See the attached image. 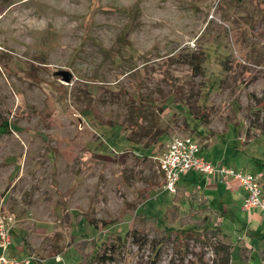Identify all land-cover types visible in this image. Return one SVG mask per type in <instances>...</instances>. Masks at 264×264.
Returning <instances> with one entry per match:
<instances>
[{
    "label": "rangeland",
    "instance_id": "374dc122",
    "mask_svg": "<svg viewBox=\"0 0 264 264\" xmlns=\"http://www.w3.org/2000/svg\"><path fill=\"white\" fill-rule=\"evenodd\" d=\"M185 136L209 161L263 172L264 192V0H0L9 253L31 264H218L212 246L186 242L179 258L161 232L130 234L137 206L161 216L171 204L153 157ZM193 206L186 193L172 225L223 217L236 264H264V240L248 258L241 222Z\"/></svg>",
    "mask_w": 264,
    "mask_h": 264
},
{
    "label": "built area",
    "instance_id": "2783aa9c",
    "mask_svg": "<svg viewBox=\"0 0 264 264\" xmlns=\"http://www.w3.org/2000/svg\"><path fill=\"white\" fill-rule=\"evenodd\" d=\"M158 170L163 175V189L170 194L177 191V183L187 171H198L206 175H216L222 181L235 180L244 190L242 209L256 210L264 223V192L262 189L263 172L234 170L224 166L212 165L200 153V146L192 137H175L167 149L153 157ZM11 215L0 210V264H31L36 260L33 255L22 257L9 256L7 250L12 241L10 232Z\"/></svg>",
    "mask_w": 264,
    "mask_h": 264
},
{
    "label": "crops",
    "instance_id": "0c3cea01",
    "mask_svg": "<svg viewBox=\"0 0 264 264\" xmlns=\"http://www.w3.org/2000/svg\"><path fill=\"white\" fill-rule=\"evenodd\" d=\"M234 149H235L234 147H231L232 151ZM200 153L212 165L224 166L222 164L223 161L221 160L209 161L204 155V152L201 150V147H200ZM219 153H221V151H219ZM234 153L240 154V153H244V151L235 149ZM251 159L252 162L254 161V164L256 163L257 167H259L262 163V161L256 159L255 157H252ZM256 169L257 168H255V171L253 172L259 171ZM177 190L182 191L183 196L178 201H173L172 199L171 203L173 202L176 203L179 206V209H180V201L184 200L185 194L187 193V195L190 194V201L194 204L193 208L197 206L196 210L207 211L208 209L209 211L208 213L210 212L212 214L219 213L220 216H225L226 219H224V221L226 222L233 221V220H228L227 217L237 220V223L241 222V227L237 229L238 230L237 237L240 239L243 238L246 241L244 242L246 243L245 248L250 249V252L247 255L248 258L249 255L253 253L252 250L253 248H251L253 244L252 242L256 238H261L262 240H264V231L261 230L262 222L258 212L256 210H252L248 212L242 209V200L245 195V192L237 181L235 180L222 181L216 175H206L204 173L192 170V171H187L180 176L178 180ZM238 212L240 213L239 216L241 217V219L239 216H237ZM179 216L182 219V216L180 214ZM222 218H219L220 222ZM220 222L216 223L214 226L211 225L209 226L205 224L204 225L196 224L194 226L187 228L206 227V228L219 229L224 233L225 227ZM19 246L20 245H18V247ZM239 247L240 245H236L233 242L231 243L230 253L234 262L236 259L235 256L236 257L239 256V252H238ZM259 252L261 256L264 255V248H261ZM7 254L9 256H15L12 255V253H9L8 250H7ZM25 255L27 254H24L23 256Z\"/></svg>",
    "mask_w": 264,
    "mask_h": 264
},
{
    "label": "trees",
    "instance_id": "16d2710c",
    "mask_svg": "<svg viewBox=\"0 0 264 264\" xmlns=\"http://www.w3.org/2000/svg\"><path fill=\"white\" fill-rule=\"evenodd\" d=\"M140 104H143V101H141ZM3 127L6 128V124H4ZM182 196V191L177 190L173 196V201L180 200ZM139 206H137V208ZM137 208L133 211V216L137 217L138 221L136 223L137 227L135 226L131 229L130 234L132 237H142L148 235L150 231L161 232L162 237H170L172 249L179 255V258H184L187 255L188 244L186 242L192 241L203 246H212V250L215 254V261L218 264H235L231 261L230 238L219 229L206 227L185 228L183 223H179L177 227L172 225L176 220L183 221L179 216L180 209L176 203L173 202L167 206L164 213L160 214L161 216H151L138 213ZM146 220H149L147 224ZM212 239H214V242ZM85 255H83L84 258H86Z\"/></svg>",
    "mask_w": 264,
    "mask_h": 264
},
{
    "label": "water",
    "instance_id": "95a60500",
    "mask_svg": "<svg viewBox=\"0 0 264 264\" xmlns=\"http://www.w3.org/2000/svg\"><path fill=\"white\" fill-rule=\"evenodd\" d=\"M58 75L62 76V81L63 82H70L71 80V74H69L68 72H65V71H60L57 73Z\"/></svg>",
    "mask_w": 264,
    "mask_h": 264
}]
</instances>
